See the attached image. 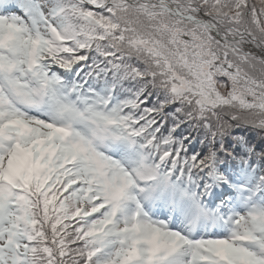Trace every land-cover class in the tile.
<instances>
[{
	"label": "snow or ice",
	"instance_id": "obj_1",
	"mask_svg": "<svg viewBox=\"0 0 264 264\" xmlns=\"http://www.w3.org/2000/svg\"><path fill=\"white\" fill-rule=\"evenodd\" d=\"M0 264H264V0H0Z\"/></svg>",
	"mask_w": 264,
	"mask_h": 264
}]
</instances>
